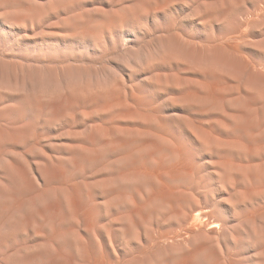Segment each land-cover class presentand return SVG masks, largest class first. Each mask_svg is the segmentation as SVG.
<instances>
[{
	"label": "rangeland",
	"instance_id": "rangeland-1",
	"mask_svg": "<svg viewBox=\"0 0 264 264\" xmlns=\"http://www.w3.org/2000/svg\"><path fill=\"white\" fill-rule=\"evenodd\" d=\"M176 263L264 264V0H0V264Z\"/></svg>",
	"mask_w": 264,
	"mask_h": 264
},
{
	"label": "bare ground",
	"instance_id": "bare-ground-1",
	"mask_svg": "<svg viewBox=\"0 0 264 264\" xmlns=\"http://www.w3.org/2000/svg\"><path fill=\"white\" fill-rule=\"evenodd\" d=\"M153 176V175H152ZM193 213H195V214H188L187 215V218L189 219L188 220V222L190 221L191 223H189L190 225L192 224V226L196 223V221L198 222V220L200 221V220H202L203 218H205L206 220L207 219H209V217L206 215V214H204L203 212H202V210H193ZM179 214V213H178ZM205 220V221H206ZM204 221V220H203ZM201 222V221H200ZM211 222V221H210ZM198 224H200V223H198ZM189 225V226H190ZM211 225V224H210ZM196 227H197V225H195ZM194 226V227H195ZM199 226V225H198ZM200 227V226H199ZM211 227V226H210ZM191 229V228H190ZM193 229V228H192ZM196 229V228H195ZM193 231V230H192ZM192 234V233H191ZM199 249V248H198ZM199 251V250H198ZM196 253H198V252H196ZM192 254V253H191ZM194 254H195V252H194ZM190 256V255H189ZM222 257V256H221ZM189 258V257H188ZM180 259V258H179ZM184 259V258H183ZM180 261H182V260H180ZM179 262V261H178ZM191 262V261H190ZM216 263H217V261H216ZM177 264V263H176ZM184 264V263H183ZM186 264V263H185Z\"/></svg>",
	"mask_w": 264,
	"mask_h": 264
}]
</instances>
